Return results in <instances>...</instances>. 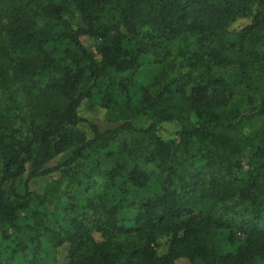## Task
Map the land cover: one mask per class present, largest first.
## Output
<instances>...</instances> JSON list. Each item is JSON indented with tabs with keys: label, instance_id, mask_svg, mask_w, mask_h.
<instances>
[{
	"label": "trees",
	"instance_id": "obj_1",
	"mask_svg": "<svg viewBox=\"0 0 264 264\" xmlns=\"http://www.w3.org/2000/svg\"><path fill=\"white\" fill-rule=\"evenodd\" d=\"M0 4V264H58L65 243L67 264H264V132L240 136L264 95L228 74L264 72V0ZM148 60L164 67L132 94ZM85 104L124 121L100 130ZM188 112L176 140L158 135Z\"/></svg>",
	"mask_w": 264,
	"mask_h": 264
},
{
	"label": "rangeland",
	"instance_id": "obj_2",
	"mask_svg": "<svg viewBox=\"0 0 264 264\" xmlns=\"http://www.w3.org/2000/svg\"><path fill=\"white\" fill-rule=\"evenodd\" d=\"M74 17L75 18L73 19V22H76L77 15L74 14ZM251 21H252V17L241 18L233 24L232 29L234 30V32H238L247 25H249ZM84 41L89 48H93L95 45V40L93 39L85 38ZM261 48H264V44H262ZM163 67H164L163 64H154L149 60L146 61L144 65L141 67L140 71L135 75L133 79V83L130 87L131 93L135 94L142 86L149 84L153 80V77L156 74H158L160 71H162ZM228 74L231 81L233 82V85H235L238 91L244 92L248 87L250 90L252 89L254 91L259 92L260 95H264V72L262 70L253 67L249 69L246 75H244L241 72V70L238 69V67H233L229 69ZM248 83L251 84V88L248 86ZM82 111L86 115L93 117L95 123L100 128V130L113 128L124 121L121 119V116H119L117 113L116 114L109 113L106 116L105 108H102L98 105H96L94 108H89V106H86L85 104L83 105ZM127 119L134 121V123L138 127H141L146 123H148L147 118L141 117L139 114L135 112L129 113ZM195 121L196 118L194 113L192 112L185 113L182 119L180 120L163 122L158 131V135L165 140L173 142V140H176L178 138L177 132L182 127V125L193 124L195 123ZM77 127L81 131H83L87 137H92L94 135L93 130L86 122L79 123ZM263 132H264V115L245 123L242 126V132L240 133V136L246 137L248 139H252L254 134L263 133ZM60 160H62V154L55 156L53 160H50L44 165H54L60 162ZM245 164L246 165L244 166V168L238 172V174L242 177L246 176L249 171V166L247 162ZM25 180H26V176L22 177L19 180L21 190L24 189ZM48 182H49L48 176L36 177L30 180L29 187L31 190L37 191L38 193H43L45 191ZM27 214H28L27 212L24 213V215ZM94 237L98 241L102 240V236L100 233L95 232ZM170 239H171L170 235H164L159 238L157 245L158 254L162 255L168 251ZM231 248L232 247H229V249ZM68 249H69L68 243H65L64 245L58 247L57 249L58 264H67L69 260ZM175 264H190V261L189 259L182 257L177 259Z\"/></svg>",
	"mask_w": 264,
	"mask_h": 264
}]
</instances>
